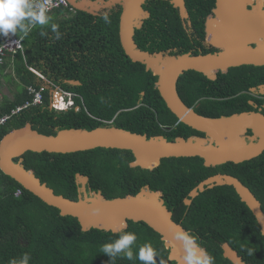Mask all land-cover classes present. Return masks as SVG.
Wrapping results in <instances>:
<instances>
[{
    "label": "trees",
    "instance_id": "obj_1",
    "mask_svg": "<svg viewBox=\"0 0 264 264\" xmlns=\"http://www.w3.org/2000/svg\"><path fill=\"white\" fill-rule=\"evenodd\" d=\"M184 1L191 30L185 28L178 9L169 0L145 1L143 8L149 11V17L134 30L133 36L139 48L149 52L170 49L172 54L216 50L205 43L204 36L207 34L208 41L217 44L211 35L212 27L210 30L205 27L210 23L206 17L212 15L215 0ZM250 2L262 4V0ZM120 12L119 4L103 8L97 14L60 7L48 13L52 17L49 25L36 26L27 35L19 32L13 35L22 39V49L7 56L5 62L8 61L12 73L8 72L4 78L12 83L17 80L19 87L11 98L0 102V116L32 99L28 86L39 88L44 82L35 71L45 77L50 88L73 93L75 105L66 110L50 108L47 87L41 104L23 108L0 125V138L26 122L44 134L60 128L113 125L147 136L163 135L169 140L204 135L178 121L155 85L157 75L125 54L119 39ZM105 13L109 23L102 19ZM51 23L58 25L59 38L52 32ZM42 31L47 35L41 36ZM263 83L264 67L245 64L227 72L218 71L215 79L195 70L184 71L176 80V90L180 99L197 113L219 117L257 110L249 100L261 106L264 96H256L250 87ZM20 157L22 164L33 169L41 182L72 199L77 198L81 185L77 173L89 177L87 191L100 190L107 198L135 194L145 185L151 190L159 189L173 218L198 237L201 246L215 258V264H233L222 254L223 242L237 250L245 262L264 264V239L259 225L232 186L208 188L190 204L184 202L200 181L222 172L238 177L249 187L264 212V151L242 162L210 166L198 156H171L162 158L153 169L131 166L134 155L119 148L95 147L74 152L28 150ZM122 230L137 235L134 255L141 245L150 242L157 251V264H175L168 257L169 249L160 234L147 223L128 220ZM120 231L82 230L76 217L61 215L56 207L0 169V264H8L10 259H19L25 253L31 257L29 264H109L110 257L101 249ZM115 264L141 262L118 258Z\"/></svg>",
    "mask_w": 264,
    "mask_h": 264
},
{
    "label": "water",
    "instance_id": "obj_2",
    "mask_svg": "<svg viewBox=\"0 0 264 264\" xmlns=\"http://www.w3.org/2000/svg\"><path fill=\"white\" fill-rule=\"evenodd\" d=\"M77 10L97 14L101 9L115 4L121 6L119 15V39L127 56L133 61L145 64L157 75L155 85L170 111L178 121L202 132L203 136H177L172 140L163 135L147 136L113 125L60 128L54 133L44 134L26 122L13 128L0 138V169L14 178L25 189L31 191L48 205L54 206L61 215L77 218L82 230L91 228L106 231H120L128 220L143 221L156 230L169 249L168 257L175 264H183L180 242L173 239L174 226L187 230L172 216L162 197L161 190H151L145 185L135 194H123L114 198L105 197L100 190L87 191V175L77 173L81 184L76 199L57 194L25 167L20 157L28 150L49 152H74L95 147L127 149L134 155L131 166L153 169L165 157L198 156L206 166L225 162H242L259 156L264 151V114L258 110H244L228 116L210 117L197 113L178 96L176 80L187 70L203 73L215 79L217 72H227L231 67L256 65L264 67V0L261 6L249 0H215L212 15L207 21L216 23V43H205L216 50L207 53L192 51L172 54L169 50L149 52L136 44L133 36L139 28L142 17L148 14L143 3L146 0H68ZM178 9L182 20L189 17L184 0H169ZM244 12H241V11ZM135 12L142 13L134 19ZM206 22V21H205ZM204 22V23H205ZM207 22L205 27L209 28ZM206 33V28H205ZM217 56L211 60L210 57ZM50 88V86H49ZM251 92H264V83L250 87ZM51 93V89H50ZM144 92L142 91V94ZM249 103L257 108L253 100ZM250 131L251 134H247ZM213 151L216 153L213 154ZM20 157L18 161L14 159ZM219 185L232 186L240 200L254 215L264 239V212L261 202L238 177L218 172L200 181L185 198L190 204L200 192ZM88 194L92 195L91 197ZM188 231V230H187ZM222 254L233 264L245 262L228 242L221 244Z\"/></svg>",
    "mask_w": 264,
    "mask_h": 264
},
{
    "label": "clouds",
    "instance_id": "obj_3",
    "mask_svg": "<svg viewBox=\"0 0 264 264\" xmlns=\"http://www.w3.org/2000/svg\"><path fill=\"white\" fill-rule=\"evenodd\" d=\"M102 19L105 23L110 22L107 13L102 16ZM51 20L52 17L48 14V7L43 0H0V35H17L18 32L27 35L32 28L47 26ZM51 30L59 38L58 25L51 23ZM40 35L46 36L47 33L42 31ZM74 105L75 103L71 107ZM66 109L68 108L60 110ZM114 235L115 239L105 243L101 249L102 253L110 257L109 264H115L118 258L128 261L138 259L141 264H157V251L150 242L141 245L134 255L133 245L137 242L136 233L122 230ZM173 239L180 242L183 264H215L213 255L201 246L198 237L190 231L176 225L174 226ZM30 259L31 257L25 253L19 259H10L8 264H29Z\"/></svg>",
    "mask_w": 264,
    "mask_h": 264
},
{
    "label": "built area",
    "instance_id": "obj_4",
    "mask_svg": "<svg viewBox=\"0 0 264 264\" xmlns=\"http://www.w3.org/2000/svg\"><path fill=\"white\" fill-rule=\"evenodd\" d=\"M43 2L48 7V13L55 10L56 8L65 7L68 8L69 11L75 12L76 9L69 3L68 0H43ZM0 40V64L5 62L8 53H12L9 55H13L18 49H22V39L20 37H15L12 34L8 36L1 35ZM43 77L42 74H38ZM47 88L45 84L36 88L32 85L28 86V92L32 95V99L26 100L22 105H18L15 108L11 109L9 114L0 116V125L4 123V121L9 118L12 114L17 113L29 105L41 104L43 102L42 93L44 89ZM50 103L49 107L54 108L56 110H60L63 108H69L74 104L73 93L63 91L59 87H55L51 90ZM78 107H75L77 109ZM20 193V190L15 192L16 195Z\"/></svg>",
    "mask_w": 264,
    "mask_h": 264
},
{
    "label": "rangeland",
    "instance_id": "obj_5",
    "mask_svg": "<svg viewBox=\"0 0 264 264\" xmlns=\"http://www.w3.org/2000/svg\"><path fill=\"white\" fill-rule=\"evenodd\" d=\"M9 54H12V53H8V55ZM11 71L12 70H11L10 65L8 64V61L7 63L3 62L2 64H0V102L1 100H3L2 99L3 95H5V98H11L12 93L15 91V89L19 87V84L17 83L18 81L16 80L17 78H15V76H14V79L16 80L15 83L6 81L4 77L3 79L1 78L2 74H7L8 72L12 73ZM88 196L91 197L92 195L88 194Z\"/></svg>",
    "mask_w": 264,
    "mask_h": 264
},
{
    "label": "flooded vegetation",
    "instance_id": "obj_6",
    "mask_svg": "<svg viewBox=\"0 0 264 264\" xmlns=\"http://www.w3.org/2000/svg\"><path fill=\"white\" fill-rule=\"evenodd\" d=\"M145 3V2H144ZM143 3V4H144ZM144 10H147V9H145L144 8ZM148 11V10H147ZM149 11H148V14L146 15V16H144V17H142L141 19H142V23H141V25L143 24V22H144V20L147 18V17H149ZM211 23V22H210ZM183 24H184V26H185V28L187 29V30H191V22L189 21V18H187V19H185L184 21H183ZM140 25V26H141ZM211 27H212V30H213V32H211V35H212V38H215V36H216V30L217 29H215V27H216V23L215 22H213V23H211ZM137 28V27H136ZM135 28V29H136ZM210 38V37H209ZM49 88V87H48ZM50 89L52 90L53 88H49V91H50ZM253 93H255V95L256 96H258V97H261V96H264V92L262 93V92H260V91H256V92H253ZM250 100H252V99H250ZM249 100V101H250ZM255 103V102H254ZM257 104V103H256ZM264 106V100H263V102H262V105L261 106H259L258 104H257V110H258V108H261V112H262V110H263V107ZM263 113V112H262ZM264 114V113H263ZM247 134H251L250 133V131H248L247 132Z\"/></svg>",
    "mask_w": 264,
    "mask_h": 264
},
{
    "label": "bare ground",
    "instance_id": "obj_7",
    "mask_svg": "<svg viewBox=\"0 0 264 264\" xmlns=\"http://www.w3.org/2000/svg\"><path fill=\"white\" fill-rule=\"evenodd\" d=\"M249 1H251V0H249ZM253 3H255L256 5H254V7L255 6H261V3H259V2H253ZM241 12H244L243 10L241 11ZM142 16V13H140V12H135V14H134V19L136 20V19H138V17H141ZM215 58H217V56H212V57H210V59L211 60H213V59H215ZM212 152H213V154L214 153H216V151H213L212 150Z\"/></svg>",
    "mask_w": 264,
    "mask_h": 264
},
{
    "label": "crops",
    "instance_id": "obj_8",
    "mask_svg": "<svg viewBox=\"0 0 264 264\" xmlns=\"http://www.w3.org/2000/svg\"><path fill=\"white\" fill-rule=\"evenodd\" d=\"M4 75H5V74H2V76H1L2 79H3ZM41 78L44 80V82H43L42 84H45L47 87H49L50 85H48V83H46V79H45V77H44V76H43V77L41 76ZM11 96H13V93H12ZM3 97L5 98V95L2 96V99H4ZM6 97H7V96H6ZM1 101H2V100H1Z\"/></svg>",
    "mask_w": 264,
    "mask_h": 264
}]
</instances>
